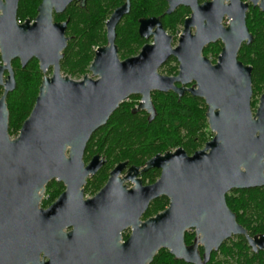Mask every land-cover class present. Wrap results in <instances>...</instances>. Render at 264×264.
I'll return each mask as SVG.
<instances>
[{
    "label": "water",
    "instance_id": "obj_1",
    "mask_svg": "<svg viewBox=\"0 0 264 264\" xmlns=\"http://www.w3.org/2000/svg\"><path fill=\"white\" fill-rule=\"evenodd\" d=\"M71 1L41 0L34 22L18 24L19 0H0V264H40L41 253L48 258L44 264H151L161 249L187 264H207L236 236H244L254 252H264V235L250 237L226 203L231 190L264 187V92L253 112L252 67L237 57L253 39L246 25L248 3L166 0V15L180 6L192 11L177 47L159 19L141 20L139 35H153V44L120 60L115 29L128 13L127 0L106 23L107 44L95 52L88 74L74 80L60 71L66 25L53 24L51 16L53 7L61 12ZM258 1L249 0L254 6ZM259 8L264 12V0ZM217 42L222 48L212 63L202 53ZM170 58L178 62L173 77L159 73ZM13 59L22 68L37 60L43 77L29 116L12 137L6 98L16 88ZM170 91L204 101L211 140L191 156L177 148L146 161L143 172L161 170L149 186L136 179L126 190L116 178L125 165L119 164L94 198L82 199L86 178L104 164L99 155L84 162L93 133L130 96L140 97L132 112L144 111L151 122L156 116L151 94ZM132 170L137 174L138 168ZM53 180L64 182L67 191L48 211L40 210ZM162 196L167 208L144 220L150 203ZM68 197L75 201L67 202ZM66 227L73 229L64 233ZM127 229L131 233L123 242ZM190 230L195 238L186 245Z\"/></svg>",
    "mask_w": 264,
    "mask_h": 264
},
{
    "label": "trees",
    "instance_id": "obj_2",
    "mask_svg": "<svg viewBox=\"0 0 264 264\" xmlns=\"http://www.w3.org/2000/svg\"><path fill=\"white\" fill-rule=\"evenodd\" d=\"M40 0H21L17 14L18 20L33 17ZM121 0H87L86 8H72L71 32L75 41L65 50L61 62V72L72 79H81L88 74V67L93 57V47L104 45V22L112 9ZM132 12L129 17L117 27L116 44L120 59L132 56L138 52L143 41L136 33V15H163L162 24L171 34L178 33L185 17V9L179 8L170 15H164L165 0H131ZM246 25L253 39L251 44H243L238 52V60L252 67L251 82L253 90L252 109L257 104L256 97L264 92V12L252 10L246 18ZM220 42L211 44L204 50L205 57H212L215 63L221 51ZM170 60L166 67L168 75L176 74L177 68H172ZM16 88L6 98L8 109V130L10 136L16 133L29 116L43 77L35 60L25 68L18 63L14 65ZM2 90L0 89V96ZM138 98V97H133ZM153 106L156 116L151 122L145 112L133 113L135 104L121 103L111 115L106 125L101 127L87 144L84 161L92 155L106 157L109 167L116 162L127 160L129 164L139 165L167 150L183 148L187 154L201 150L206 142L211 140L205 117L206 106L203 100L185 94L179 98L174 93L153 96ZM109 167H106L108 170ZM105 170V169H104ZM106 175V171H103ZM103 174V176H104ZM150 175L151 181L154 176ZM105 178L96 177L92 182L96 188L101 187ZM52 198L58 195V187L51 184ZM228 208L236 214L237 222L249 235L264 234V188L234 192L226 196ZM168 206L165 198L153 201L143 219H147L163 211ZM192 235H185L188 243ZM262 254L254 255L243 237H235L224 243L219 252L213 253L209 264H264ZM151 264H187L175 259L167 250L161 249Z\"/></svg>",
    "mask_w": 264,
    "mask_h": 264
},
{
    "label": "flooded vegetation",
    "instance_id": "obj_3",
    "mask_svg": "<svg viewBox=\"0 0 264 264\" xmlns=\"http://www.w3.org/2000/svg\"><path fill=\"white\" fill-rule=\"evenodd\" d=\"M2 1V3L5 1V0H1ZM20 1L21 0H19V2H18V9H17V14H18V10H19V4H20ZM126 1L127 0H121V2L117 5V6H115L113 9H112V11H110V13L108 14V17L106 18V20H105V22H104V33H105V40H106V42H105V44L104 45H101V46H95V47H93V57H94V55H95V52L97 51V49L98 48H100V47H103V46H105L106 44H107V28H106V23L108 22V20H109V18H110V16L113 14V12L117 9V8H119V7H121V6H123L125 3H126ZM166 1V0H165ZM210 1H212V0H198V5H202V4H204V3H207V2H210ZM242 2H246V3H248V10H247V14H246V18H247V15H248V13H250V11H252V10H258V11H261L260 10V8H259V3H260V0L258 1V3H257V5L256 6H254L251 2H249V0H241ZM128 2H129V10H128V13L127 14H125V15H123L122 16V18L120 19V21L118 22V24L116 25V29H117V27L120 25V23L121 22H123L124 21V19H126L127 17H129L130 16V14H131V12H132V3H131V0H128ZM41 3V0H40V2H39V4ZM39 4L37 5V8H38V6H39ZM86 5H87V0H72L67 6H66V8L63 10V11H61V12H56V10H55V8L53 7L52 8V13H51V16H52V23L53 24H65L66 26H65V29H64V38L66 39V43H65V47L63 48V50L61 51V54H62V59L60 60V62H59V64H60V71H62L61 70V62H62V60L64 59V55H65V50L67 49V47H68V45L70 44V43H72L73 41H75V36L72 34V32H71V16H72V8H78L79 10H83V9H85L86 8ZM37 8H36V14L33 16V17H31V18H26V19H29L30 21H31V23H33L34 22V20H35V18H36V16H37ZM167 8H168V5H167V1H166V9H165V12H166V10H167ZM179 8H184L185 9V11H186V13H185V17H184V19H183V22H182V25L180 26V31L178 32V33H176V34H171V33H169L168 31H166L165 29H164V27H163V24H162V16L163 15H161V14H159V15H149V16H147V15H144V14H142V13H140V14H137L136 15V17H135V19H136V23H137V28H136V33H137V35H138V37L143 41V43H142V45H141V47H140V49L138 50V52L136 53V54H134V55H132V56H129V57H126L125 59H127V58H133V57H136L139 53H140V51H141V49L145 46V45H151V44H153V42H154V38H153V35H150V36H148V35H146V36H140L139 35V32H138V28H139V23H140V21L141 20H146V19H151V18H154V19H159L160 20V23H161V25H162V27H163V29L166 31V33L168 34V35H170L171 37H172V41H171V46L173 47V48H175V47H177V45H178V42H179V36H180V34L182 33V31H183V26H184V21H185V19H187L188 17H190V15H191V13H192V11L190 10V8H188V7H184V6H180V7H178V8H176L175 10H174V12H172L170 15H172V14H174L176 11H177V9H179ZM261 12H263V11H261ZM0 13H1V11H0ZM164 15H166L165 13H164ZM170 15H166V16H170ZM25 19V20H26ZM24 20V21H25ZM23 21H21V20H18V18H17V23L18 24H21ZM227 23V21L226 20H224V24H226ZM115 29V40H114V43H115V45L117 46V44H116V37H117V35H116V30ZM156 30V27H153L152 29H151V33H153L154 31ZM194 31H195V29L194 28H192L191 29V32L192 33H194ZM174 37H175V40H174ZM176 42V44H174ZM218 43V42H217ZM216 44V43H215ZM210 46V45H209ZM208 47V46H207ZM207 47H205L204 48V50L207 48ZM204 50H203V53H202V55L204 56ZM117 51H118V46H117ZM118 56H119V54H118ZM93 57H92V59H93ZM205 57V56H204ZM208 58V57H207ZM120 59V58H119ZM33 60H35V59H33ZM33 60H31L30 62H32ZM120 60H122V59H120ZM124 60V59H123ZM170 60H173L172 62L173 63H175L176 64V68H177V71H176V74H172V75H168V76H175V75H177V73H178V62H177V60L175 59V58H170L163 66H161L160 67V69H163V68H165L166 67V65H167V63L170 61ZM36 62H37V60H35ZM29 62V63H30ZM92 62V61H91ZM212 62V61H211ZM16 63H18L19 64V66L21 67V63H20V61L18 60V59H13V60H11V62H10V68H11V71H13V73H14V71H15V67H14V65L16 64ZM28 63V64H29ZM0 64H2L1 63V61H0ZM27 64V65H28ZM37 64H38V68H39V63L37 62ZM91 64V63H90ZM26 65V66H27ZM25 66V67H26ZM24 67V68H25ZM89 67H90V65H89ZM89 67H88V69H89ZM22 68V67H21ZM23 69V68H22ZM159 69V70H160ZM4 71H9V70H4ZM39 71H41L40 70V68H39ZM46 71H53V67L52 66H50ZM48 75H50V72L48 73ZM7 76V72H4V77H6ZM177 86H179L178 84H177ZM192 86V84H190V85H188L187 86V88H189V87H191ZM158 92H153L152 94H151V99H152V102H153V96L154 95H156ZM168 93H174V92H172V91H170V92H168ZM168 93H165V94H168ZM161 94H164V93H161ZM175 94V93H174ZM185 94H189V93H187V92H185L184 93V95ZM177 95V94H176ZM183 95V96H184ZM190 95V94H189ZM178 96V95H177ZM182 96V97H183ZM191 96V95H190ZM133 97H138V98H134L133 99ZM193 97V96H192ZM181 98V97H180ZM131 100H134V101H136L137 102V105L139 104V102H140V97L139 96H130L127 100H125L124 102H126V103H129V101H131ZM123 102V103H124ZM137 105L135 106V107H137ZM134 107V108H135ZM141 112V111H140ZM142 112H144V111H142ZM98 131V130H97ZM96 131V132H97ZM96 132H94L93 133V135L96 133ZM92 135V136H93ZM92 136H91V138H92ZM90 138V139H91ZM90 141V140H89ZM89 143V142H88ZM87 147V146H86ZM177 149V148H176ZM86 150V149H85ZM175 149H172V150H167V151H165V152H168V151H174ZM165 152H163V153H158V154H156V155H163ZM186 152V151H185ZM84 155H85V153H84ZM95 155H99V154H94V155H92L91 156V158L88 160V161H84L86 164L92 159V157L93 156H95ZM187 155H189V154H187ZM191 155H193V154H191ZM191 155H189V156H191ZM100 157H101V159H103L104 160V164H103V166L97 171V173L95 174V175H93V176H88L87 178H86V182H85V184L83 185V186H81V191H82V199H84V200H88V199H92V198H94L98 193H99V191L106 185V183H107V181H108V179L110 178V174L115 170V168L119 165V164H123V163H125V165L119 170V172L116 174L117 176H116V178L118 179V180H121L122 181V184H121V186L122 187H125V189L126 190H130V189H132V188H134L135 187V182H134V180H136V179H139L140 181H141V183H142V186H149V185H152V184H154L158 179H159V177H160V174H161V170L160 169H157V168H152V169H149L148 171H146V172H143L142 171V168L144 167V165H145V163H146V161H148V160H146L144 163H142V164H139V165H133V164H129V162L127 161V160H125V161H120V162H116L114 165H112V167H109V164H108V160L106 159V157H104L103 155H99ZM151 159V158H150ZM106 167H109L108 168V170H106ZM132 168H138V172H137V174H136V171H134V170H132ZM105 169V170H104ZM103 171H106V175L104 174V172ZM153 173H157V175H155L154 176V181H151L150 179H151V177H150V175H152ZM103 174H104V176H103ZM99 176H101V177H104L105 178V180H104V182H103V184L101 185V187H99V188H96L95 187V185L92 183L93 181H94V179H96V177H99ZM134 177V178H133ZM51 184H56L57 185V187H58V195L56 196V197H54V198H52V196L49 194V192L47 191V190H49L50 192H53V190L50 188V186H51ZM264 188V187H263ZM255 189H258V188H255ZM248 190H251V189H248ZM67 191V187H66V184L64 183V182H62V181H55V180H53V181H50L49 183H48V185L46 186V190H45V192L44 193H48V197L45 199V200H43L42 198H41V201H40V203H39V209L40 210H43V211H48L50 208H52L53 207V205L57 202V200H58V198H59V196L62 194V193H64V192H66ZM238 191H245V190H231L227 195H229V194H233L234 192H238ZM226 195V196H227ZM161 198H165L166 200H167V202H168V199L166 198V197H164V196H162V197H159L158 199H161ZM158 199H156V200H158ZM73 201H75L72 197L70 198V197H68V199H67V202H73ZM155 201V200H154ZM153 202V201H152ZM151 202V203H152ZM150 203V204H151ZM62 213H63V211L62 212H55V214L56 215H59V216H62ZM64 214V213H63ZM237 217V216H236ZM236 220H237V218H236ZM242 226V225H241ZM243 227V226H242ZM244 228V227H243ZM72 227H66V228H63V232L64 233H69L70 231H72ZM246 230V229H245ZM246 232H247V234L249 235V233H248V231L246 230ZM130 233H131V230L130 229H127V230H125L123 233H122V241L124 242L127 238H128V236L130 235ZM189 235H192V238H191V240L188 242V243H186V245H191L192 243H193V241H194V238H195V232L193 231V230H190V231H188L187 232ZM186 233V234H187ZM185 234V235H186ZM260 235H264V234H257V235H249L250 237H255V236H260ZM236 237H243L244 239H245V241H246V243H247V246L249 247V249H250V251L254 254V255H258V254H262L263 256H264V252L263 251H258V252H254L251 248H250V246H249V244H248V242H247V240H246V238L244 237V236H236ZM233 238H235V237H232L231 239H233ZM230 240V239H229ZM226 242V241H225ZM224 242V243H225ZM224 243L221 245V247L224 245ZM220 247V248H221ZM220 248H219V250H220ZM219 250L217 251V252H219ZM198 251L200 252V254H202L203 253V247L202 246H198ZM217 252H213V253H217ZM213 253L211 254V257H212V255H213ZM211 257H210V260H211ZM210 260H209V262L207 263V264H209L210 263ZM39 262H40V264H44V263H46V262H48V258H43V253H41L40 254V257H39ZM263 263H264V261H263Z\"/></svg>",
    "mask_w": 264,
    "mask_h": 264
},
{
    "label": "rangeland",
    "instance_id": "obj_4",
    "mask_svg": "<svg viewBox=\"0 0 264 264\" xmlns=\"http://www.w3.org/2000/svg\"><path fill=\"white\" fill-rule=\"evenodd\" d=\"M26 18H29V17H26ZM174 40H175V37H174ZM174 44H176V42H175ZM208 59H209L210 61H212V57H208ZM170 66H171L172 68H174V67L176 66V64L172 62V63L170 64ZM49 72H50V71H49ZM49 72H48V73H49ZM159 73L162 74V75H164V76H168V73H167V67H165V68H163V69H160V70H159ZM62 74H63V73H62ZM74 80H77V79H74ZM252 99H253V98H252ZM258 99H259V95L256 97L257 104H258ZM129 103H130V104H135V106L137 105V102L134 101V100L129 101ZM257 104H256L255 108L253 109V112H254V110L256 109ZM22 124H23V123H22ZM18 131H19V130H18ZM18 131H17L16 133H14V130H13V134H12L11 136L13 137V136L17 135ZM47 195H48V193L45 194V197H46Z\"/></svg>",
    "mask_w": 264,
    "mask_h": 264
},
{
    "label": "built area",
    "instance_id": "obj_5",
    "mask_svg": "<svg viewBox=\"0 0 264 264\" xmlns=\"http://www.w3.org/2000/svg\"><path fill=\"white\" fill-rule=\"evenodd\" d=\"M45 194H46V193H43V195H42V199H43V200H45V199L48 197V195L45 197Z\"/></svg>",
    "mask_w": 264,
    "mask_h": 264
}]
</instances>
